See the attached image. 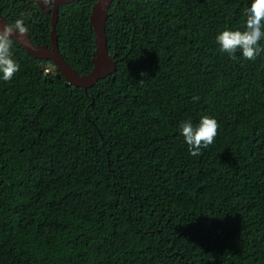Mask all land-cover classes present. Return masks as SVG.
Instances as JSON below:
<instances>
[{
	"label": "trees",
	"instance_id": "16d2710c",
	"mask_svg": "<svg viewBox=\"0 0 264 264\" xmlns=\"http://www.w3.org/2000/svg\"><path fill=\"white\" fill-rule=\"evenodd\" d=\"M250 4L115 1V79L87 91L14 41L19 71L0 78V264H264V53L233 60L216 44ZM90 16L81 2L57 24L81 75ZM42 27L36 43L50 44ZM203 116L218 134L192 156L179 125Z\"/></svg>",
	"mask_w": 264,
	"mask_h": 264
},
{
	"label": "clouds",
	"instance_id": "9594fccd",
	"mask_svg": "<svg viewBox=\"0 0 264 264\" xmlns=\"http://www.w3.org/2000/svg\"><path fill=\"white\" fill-rule=\"evenodd\" d=\"M47 4L49 0H44ZM246 17L243 30H224L216 36V44L219 52L226 54L230 59H236L240 53V59L255 61L264 53V0H251L249 7L244 9ZM29 28L25 23V14L11 23H0V78L11 81L19 71V64L14 59V41L26 37ZM48 68V67H47ZM56 69V68H55ZM53 71L47 70V74ZM49 75V74H48ZM199 97H193V102ZM218 122L211 117H201L197 125L191 120L180 123L179 132L183 136L188 151L192 156L201 154L202 149L208 148L215 141L218 134Z\"/></svg>",
	"mask_w": 264,
	"mask_h": 264
},
{
	"label": "water",
	"instance_id": "95a60500",
	"mask_svg": "<svg viewBox=\"0 0 264 264\" xmlns=\"http://www.w3.org/2000/svg\"><path fill=\"white\" fill-rule=\"evenodd\" d=\"M71 1L72 0H68L67 2ZM113 1L114 0H98L93 6L90 23L94 33L96 49L92 59L93 69L88 74H79L78 71L65 60L60 52L56 23L58 20L57 11L61 0H56V9L52 19V31L50 33L51 46L34 44L30 33L17 41L19 45L35 59L52 61L55 68L60 73L58 77H64L68 85L76 88H83L87 91L97 85L100 80L108 76L113 75V79H115L117 63L112 59L109 53L108 38L106 35V23L109 18V9ZM67 2H63L62 4ZM6 22L7 21L0 15V23ZM43 69L45 72L48 70L45 65H43ZM48 74L52 75V72Z\"/></svg>",
	"mask_w": 264,
	"mask_h": 264
},
{
	"label": "flooded vegetation",
	"instance_id": "af4514ba",
	"mask_svg": "<svg viewBox=\"0 0 264 264\" xmlns=\"http://www.w3.org/2000/svg\"><path fill=\"white\" fill-rule=\"evenodd\" d=\"M67 1L68 0H61L59 4L58 11H57L58 20L56 23V32H57V24L61 16L62 8H65L69 5L73 6L74 4H79L81 2H89L91 4V14H92L93 6L98 2V0H93V1L92 0H72L71 2H67ZM115 1L119 3V0H114L113 3ZM63 2H67V3L62 4ZM113 3L111 7L113 6ZM55 9H56V0H49L47 4L44 2V0H0V15L2 18H4L7 21V23H11L15 19L20 18L21 13L25 14L26 26L29 28V33L31 35L33 43L36 45L51 46V39H50V44L36 43L38 42L37 29L41 25H43L42 28H46V26L49 24L50 25L49 31L51 33L52 31L51 25H52V19L55 13ZM50 37H51V34H50ZM54 69L55 68H53V70Z\"/></svg>",
	"mask_w": 264,
	"mask_h": 264
}]
</instances>
